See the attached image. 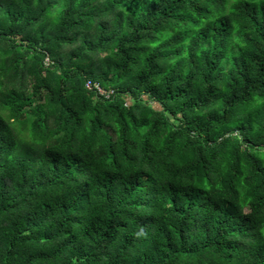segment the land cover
<instances>
[{
	"label": "trees",
	"instance_id": "obj_1",
	"mask_svg": "<svg viewBox=\"0 0 264 264\" xmlns=\"http://www.w3.org/2000/svg\"><path fill=\"white\" fill-rule=\"evenodd\" d=\"M0 264H264V0H0Z\"/></svg>",
	"mask_w": 264,
	"mask_h": 264
},
{
	"label": "built area",
	"instance_id": "obj_2",
	"mask_svg": "<svg viewBox=\"0 0 264 264\" xmlns=\"http://www.w3.org/2000/svg\"><path fill=\"white\" fill-rule=\"evenodd\" d=\"M93 86H95L97 89H99V91H100L101 93H104V94H108V93H109L107 90L101 88L99 85H97V84H93L92 81H90V80H89V81L87 82V84H86V87H87L88 89H91Z\"/></svg>",
	"mask_w": 264,
	"mask_h": 264
}]
</instances>
